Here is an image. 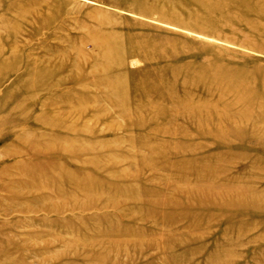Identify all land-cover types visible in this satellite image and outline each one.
I'll return each instance as SVG.
<instances>
[{
  "label": "rangeland",
  "instance_id": "1",
  "mask_svg": "<svg viewBox=\"0 0 264 264\" xmlns=\"http://www.w3.org/2000/svg\"><path fill=\"white\" fill-rule=\"evenodd\" d=\"M0 264H264V0H0Z\"/></svg>",
  "mask_w": 264,
  "mask_h": 264
}]
</instances>
